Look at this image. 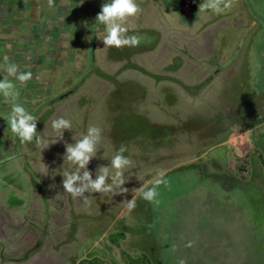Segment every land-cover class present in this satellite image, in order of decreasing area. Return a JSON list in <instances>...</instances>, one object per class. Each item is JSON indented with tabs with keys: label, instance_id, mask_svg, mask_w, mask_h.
<instances>
[{
	"label": "rangeland",
	"instance_id": "1",
	"mask_svg": "<svg viewBox=\"0 0 264 264\" xmlns=\"http://www.w3.org/2000/svg\"><path fill=\"white\" fill-rule=\"evenodd\" d=\"M81 2L0 0V66L7 55L32 72L27 86L8 78L45 141L56 139L51 122L61 116L73 125L68 143L102 130L93 179L124 146L129 192L74 199L62 184L76 170L64 141L42 152L22 144L0 96V264H126L143 254L152 264H264V0H234L223 14L199 9L192 23L169 2L137 0L142 11L125 26L141 44L122 49L104 46L96 22L107 0ZM160 173L168 185L149 203L140 190ZM33 185L51 192L54 211L46 203L11 226L4 194L15 206Z\"/></svg>",
	"mask_w": 264,
	"mask_h": 264
},
{
	"label": "clouds",
	"instance_id": "2",
	"mask_svg": "<svg viewBox=\"0 0 264 264\" xmlns=\"http://www.w3.org/2000/svg\"><path fill=\"white\" fill-rule=\"evenodd\" d=\"M84 2L82 0L81 4ZM48 7L54 6V0H47ZM234 6V0H204L200 4L201 11L211 10L215 14H223L231 10ZM142 9L137 0H107L101 6V11L96 16V22L105 26V35L102 38L104 46L122 49L124 47H138L141 44L142 37L138 35H128L129 27L125 26L131 18L137 17ZM4 65L0 66V71L6 72L7 76L0 79V96L4 98V102L10 104L11 111L5 117L11 132L19 138L22 144L35 143L36 147L42 152L50 147L51 144L64 141V131L73 129L72 122L63 116L53 119L51 122L52 130L57 133L55 140L48 142L37 132V117L31 114L25 107L18 103L20 95L17 85L13 82L14 78L19 81L20 86H27V83L33 78L31 71H21L19 65L10 62L9 57H3ZM102 130L97 126H90L87 134L76 142L68 143L64 141L66 158L71 164L76 166L74 172L62 173L63 189L76 198H82L84 202L89 203L86 193H100L116 195H124L129 192L127 187H123L126 183L124 172L132 167L133 161L130 157L123 155L127 149L121 146L118 152L112 157L109 166H98L96 169L95 179L88 165L93 158H97L98 150L102 141ZM74 139V136L72 137ZM104 159V156L99 157ZM47 175L46 173H44ZM164 173H160L158 178L152 181V187L140 190L142 198L149 203H159L157 197L159 192L157 189L160 185H168V181L164 179ZM109 179L111 183H109ZM127 200V199H125ZM136 207L135 198L127 200V208L131 211ZM187 246H191V242ZM179 264H186L184 259Z\"/></svg>",
	"mask_w": 264,
	"mask_h": 264
},
{
	"label": "crops",
	"instance_id": "3",
	"mask_svg": "<svg viewBox=\"0 0 264 264\" xmlns=\"http://www.w3.org/2000/svg\"><path fill=\"white\" fill-rule=\"evenodd\" d=\"M35 174H33L32 176H29V179H31L32 184L34 182H36V179L39 178L38 176L40 174H36V172H34ZM50 187H48L49 189ZM45 194L47 195V197H43V194L41 193V189L39 186H34L32 188H30V190L28 192H24V197L23 199H21V202L17 205H13V206H6L7 200H8V193L4 194V198L1 200L2 207H5V216L2 217V219L5 220L9 219L12 220V224L11 226L15 225L14 222L18 221L19 222V218L21 219L22 223H27L25 222V220L31 218H35L36 217V212L37 214H39V212H41L44 208V204L49 203V211H54L53 210V197L52 194L49 190H47L45 192ZM12 210H16V211H12ZM55 214H57V212H54ZM38 216V215H37ZM56 215H50L51 217H54ZM39 217V216H38ZM52 219V218H51ZM10 225V224H9Z\"/></svg>",
	"mask_w": 264,
	"mask_h": 264
},
{
	"label": "water",
	"instance_id": "4",
	"mask_svg": "<svg viewBox=\"0 0 264 264\" xmlns=\"http://www.w3.org/2000/svg\"><path fill=\"white\" fill-rule=\"evenodd\" d=\"M196 7L192 0H179L177 9L184 19L190 20L194 18Z\"/></svg>",
	"mask_w": 264,
	"mask_h": 264
},
{
	"label": "trees",
	"instance_id": "5",
	"mask_svg": "<svg viewBox=\"0 0 264 264\" xmlns=\"http://www.w3.org/2000/svg\"><path fill=\"white\" fill-rule=\"evenodd\" d=\"M169 6L172 8L174 7L173 3H171ZM120 235L123 236L122 233ZM115 240H116L115 238H112L113 242H116ZM124 256L125 255L123 253V257ZM90 261H93V264H104L101 262H96V260H94V259H92ZM81 262H83V261H80L78 264H80ZM125 262H126V264H152L151 260L145 254H143L142 256H140L138 258H129V257L125 256Z\"/></svg>",
	"mask_w": 264,
	"mask_h": 264
},
{
	"label": "flooded vegetation",
	"instance_id": "6",
	"mask_svg": "<svg viewBox=\"0 0 264 264\" xmlns=\"http://www.w3.org/2000/svg\"><path fill=\"white\" fill-rule=\"evenodd\" d=\"M160 2H163V3H166V2H169V3H173V5H174V8H175V10H176V12H177V14L181 17V19L183 20V21H185V22H187V23H192L193 21H195L197 18H198V12H199V4L196 2V1H194V0H192L193 2H195L196 3V10H195V12H194V18L193 19H190V20H186V19H184L183 18V16L179 13V11H178V9H177V7H178V3H179V0H172V2L170 1V0H159ZM168 3V4H169Z\"/></svg>",
	"mask_w": 264,
	"mask_h": 264
}]
</instances>
